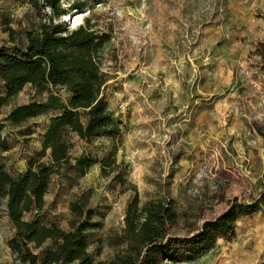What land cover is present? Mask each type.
Segmentation results:
<instances>
[{"label": "rangeland", "instance_id": "1", "mask_svg": "<svg viewBox=\"0 0 264 264\" xmlns=\"http://www.w3.org/2000/svg\"><path fill=\"white\" fill-rule=\"evenodd\" d=\"M75 1L62 0L72 20H60L74 29L89 18L110 37L100 59L110 76L102 96L121 134L86 141L69 133L70 155L103 159L116 147L127 183L123 187L117 173L103 176L99 165L86 173L74 165L52 179L44 210L24 220L70 231L80 221L71 202L93 210L100 227L88 232L87 242L97 264L117 251L136 192L142 204L174 200L180 237L194 235L235 202H255L264 192V0H89L85 9L73 10ZM42 18L31 0H0V48L24 45ZM50 94L71 97L66 88L28 85L0 109V145L6 148H0V164L13 177L25 172L30 159L51 163L39 152L50 118L60 112L50 110L20 126L9 119L13 109ZM14 234L4 200L0 264H24L9 247ZM217 244L180 264H264V205L238 220L230 241ZM50 248L51 242L31 245L39 260Z\"/></svg>", "mask_w": 264, "mask_h": 264}, {"label": "trees", "instance_id": "2", "mask_svg": "<svg viewBox=\"0 0 264 264\" xmlns=\"http://www.w3.org/2000/svg\"><path fill=\"white\" fill-rule=\"evenodd\" d=\"M88 1L76 0L73 10L85 9ZM91 1L95 5L102 2ZM31 3L43 17L39 28L26 33L24 45L12 50L0 48V80L5 89V95L0 96V109L28 85L38 90L66 88L71 97L63 101L60 96L50 94L45 101L17 107L9 115L12 123L20 126L50 110L60 112L50 118L39 152L40 157L49 155L50 164L30 159L25 172L15 177L0 164V202L6 200L7 214L15 227L9 247L24 264H94L88 252L87 234L98 229L100 223L93 221V210L71 202L70 210L80 221L70 231L47 227L35 218L24 220V215L42 212L52 179L74 165L82 173L99 165L103 176L117 173L115 177L126 186L119 172L116 147L103 159L90 155L73 159L66 140L69 133L86 141L104 137L115 140L121 134L120 124L102 96L110 76L102 69L100 59L110 37L96 30L89 18L74 29L66 23H56L67 14L62 0H31ZM47 8L49 14L45 13ZM9 31L13 37L14 32ZM0 148L6 150L1 145ZM128 187L136 191L134 186ZM258 203L264 205V192L255 202H235L214 220L205 221L194 235L180 237L175 233L178 217L174 200L169 197L142 204L136 192L125 212L124 228L116 240L117 251L110 260L97 264L195 261L214 250L219 240L230 241L238 220L255 213ZM47 242H51V248L39 260L31 245L40 248Z\"/></svg>", "mask_w": 264, "mask_h": 264}, {"label": "built area", "instance_id": "3", "mask_svg": "<svg viewBox=\"0 0 264 264\" xmlns=\"http://www.w3.org/2000/svg\"><path fill=\"white\" fill-rule=\"evenodd\" d=\"M46 10L50 12V10L48 8ZM61 18H65V17H61ZM60 19L58 20V23H66V22H63V20L61 21ZM56 23H57V21H56ZM81 23H82V21L79 22L78 26L81 25Z\"/></svg>", "mask_w": 264, "mask_h": 264}, {"label": "bare ground", "instance_id": "4", "mask_svg": "<svg viewBox=\"0 0 264 264\" xmlns=\"http://www.w3.org/2000/svg\"><path fill=\"white\" fill-rule=\"evenodd\" d=\"M64 17H65V16H64ZM65 19H66V20H69V19L72 20V18H69V17H67V16L65 17ZM76 20H79V17H77Z\"/></svg>", "mask_w": 264, "mask_h": 264}]
</instances>
